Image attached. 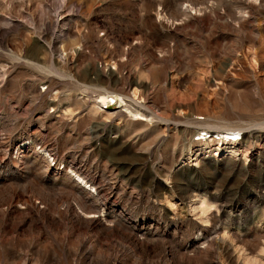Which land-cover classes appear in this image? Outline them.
<instances>
[{"label":"rangeland","instance_id":"374dc122","mask_svg":"<svg viewBox=\"0 0 264 264\" xmlns=\"http://www.w3.org/2000/svg\"><path fill=\"white\" fill-rule=\"evenodd\" d=\"M263 3L0 0V264H264Z\"/></svg>","mask_w":264,"mask_h":264},{"label":"bare ground","instance_id":"6f19581e","mask_svg":"<svg viewBox=\"0 0 264 264\" xmlns=\"http://www.w3.org/2000/svg\"><path fill=\"white\" fill-rule=\"evenodd\" d=\"M264 4V3H263ZM193 7H190L189 5L187 6V5H185L183 8H182V5H181V9L183 10V12H186L187 10H191ZM255 8V7H254ZM258 8H259V6H258ZM258 8H256V9H258ZM196 10V9H195ZM194 10V12H193V14H195L196 13V11ZM198 10V9H197ZM260 10V9H259ZM192 11V10H191ZM190 11V12H191ZM200 11H202L201 10V8H200ZM260 12H261V10H260ZM199 13V12H198ZM165 18V17H164ZM162 20V19H161ZM165 20V19H164ZM174 21V20H173ZM182 21H177V22H172L173 24H180ZM236 24H237V26L240 28V30H242V29H245V30H247L248 28V20H247V15H244V16H241V18L238 20V21H236ZM242 31H244V30H242ZM248 31V30H247ZM245 32V31H244ZM247 33V32H246ZM251 33H252V31H251ZM250 35H253V36H255V38H257L256 36L257 35H254V34H250ZM253 36H251V37H253ZM254 38V37H253ZM254 38V39H255ZM162 66V65H161ZM158 67V66H157ZM160 71V70H159ZM156 72V71H155ZM162 85V84H161ZM164 85V84H163ZM124 86V85H123ZM153 86L154 87H156V86H158L157 85V83H156V80H154V84H153ZM155 89V88H154ZM158 89V88H157ZM120 90V89H119ZM136 90V89H135ZM122 91V90H121ZM116 100V102H118L119 104H121V103H123V104H125V101H126V99H127V96L126 95H122V94H119V93H115V92H111V91H104V92H102V93H100L99 95H98V97H97V103L99 104V107H101L102 108V105H107L108 103H109V101L110 100ZM127 105V104H126ZM127 112V111H126ZM130 111H128V113H129ZM130 114L133 116L132 118H136V116H138L139 114H141V113H139V112H136V113H132V112H130ZM142 115V114H141ZM144 119V118H143ZM143 119H140L139 118V120H143ZM220 130V129H219ZM222 130H224V131H234V130H240L239 128H234V127H224V128H222ZM233 133V132H232ZM232 133H227L228 135H231ZM227 135V136H228ZM226 136V137H227ZM238 136H233V139L234 138H237ZM220 139V138H219ZM222 139V138H221ZM220 139V140H221ZM238 139V138H237ZM49 146V145H48ZM46 147V146H45ZM43 149H46V148H43ZM27 159V158H26ZM17 161V160H16ZM16 165H17V163H15ZM31 164V160H29L28 159V161H27V165L29 166ZM81 166V165H80ZM85 167V166H84ZM81 169V168H80ZM80 171V170H79ZM87 172V171H86ZM89 173V172H88ZM79 174H81V171H80V173H78V175ZM78 175H77V177H78ZM79 178H80V175H79ZM94 178V177H93ZM117 180V179H116ZM90 182H92V183H95V180L94 179H92V180H90ZM75 185V184H74ZM117 186V185H116ZM102 188V187H101ZM80 192V191H79ZM74 193V192H73ZM81 193V192H80ZM80 193H79V196L78 197H80L79 199L82 201V203L83 204H85L86 202H89V198H94V196L90 193V194H83L82 196L80 195ZM93 203V202H92ZM94 203H96L95 201H94ZM19 204V203H18ZM13 205V204H12ZM88 205V204H87ZM94 205H96V204H94ZM89 206V205H88ZM100 206H95V209L96 210H98V208H99ZM94 209V211H92V212H88V211H86V213H84L85 214V218L87 219V222H85V224H86V226H87V228H91L93 225H97V226H99V227H101L102 229L103 228H105L106 226L102 223V221H101V219H102V217H101V219H100V215L99 214H97V211ZM18 210V209H17ZM34 210L39 214V215H42V214H44L45 215V213H43V212H41L40 210H39V208L37 207V206H34ZM70 212V210H67V212L65 213V215H68V213ZM59 213V216L60 217H62V213H60V212H58ZM82 213V214H83ZM4 214H6V215H8V216H10V217H13V211H12V209L10 208V206H8L7 207V210H4ZM43 215V216H44ZM84 216V215H83ZM44 218V217H43ZM66 218V217H65ZM45 219V218H44ZM103 220H105V219H103ZM122 225V224H121ZM136 227V226H135ZM128 228V227H127ZM131 228V227H130ZM120 231V230H119ZM110 232V231H109ZM132 235V233L129 235V236H131ZM130 239H131V241H132V243H134V246L135 247H137V248H139V249H141V250H143V251H148L149 250V245H148V243H146L145 241H144V239H142L141 240V238L139 239V238H131V237H129ZM213 241L212 242H210L209 244H208V247L206 248V251H203V250H201L200 249V247H198L197 245H194V246H192V247H190L191 248V251H193L194 252V254H204V257H206L207 258V256H209V255H212L211 254V249H212V246H213ZM2 249L5 251V255H6V257L8 256V257H13L14 256V254H12V253H10L8 250H9V248H8V244H7V242L6 241H3L2 242ZM186 249H188V247L187 246H185L184 247V249H183V258H184V260H185V263L184 264H192L194 261H196V259L194 260V257L192 256H190L189 254H187L186 253ZM78 250V249H77ZM89 251V250H88ZM182 251V250H181ZM4 253V252H3ZM180 253V252H179ZM16 255V254H15ZM167 255H169V251L168 250H164V253H163V257L165 258ZM75 258H79L76 254H75ZM87 256H89V255H87ZM195 256V255H194ZM7 257V258H8ZM196 257V256H195ZM210 257V256H209ZM106 258V257H105ZM83 259V258H82ZM91 259H93V258H91ZM90 259V260H91ZM123 259V258H122ZM121 258H120V250L117 248L116 250H115V252L113 253V256H112V258H111V264H124V262H123V260H122ZM166 259H167V257H166ZM165 259V260H166ZM210 259V258H209ZM208 259V260H209ZM53 260V259H52ZM94 260V259H93ZM50 261V257H45V258H42L41 259V263L42 264H47L48 262ZM77 261V260H76ZM106 261H107V259H106ZM207 261V260H206ZM206 261H204L205 263H203V264H206ZM74 262V261H73ZM166 262H167V260H166ZM168 263V262H167ZM208 263V262H207ZM76 264V263H75ZM103 264H104V261H103ZM105 264H107V263H105ZM176 264V263H175ZM182 264V263H181Z\"/></svg>","mask_w":264,"mask_h":264},{"label":"built area","instance_id":"2783aa9c","mask_svg":"<svg viewBox=\"0 0 264 264\" xmlns=\"http://www.w3.org/2000/svg\"><path fill=\"white\" fill-rule=\"evenodd\" d=\"M116 103V100H110L109 103L106 105V106H112ZM232 139H226L228 142H236L237 140H240V137L239 139H233V137H231Z\"/></svg>","mask_w":264,"mask_h":264}]
</instances>
